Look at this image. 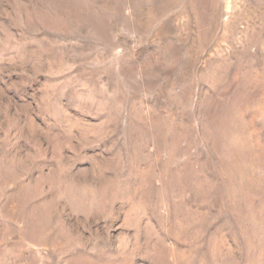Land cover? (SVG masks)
I'll return each mask as SVG.
<instances>
[{
    "label": "rangeland",
    "instance_id": "374dc122",
    "mask_svg": "<svg viewBox=\"0 0 264 264\" xmlns=\"http://www.w3.org/2000/svg\"><path fill=\"white\" fill-rule=\"evenodd\" d=\"M0 264H264V0H0Z\"/></svg>",
    "mask_w": 264,
    "mask_h": 264
}]
</instances>
